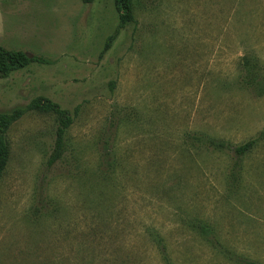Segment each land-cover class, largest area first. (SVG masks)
Returning a JSON list of instances; mask_svg holds the SVG:
<instances>
[{
    "label": "rangeland",
    "instance_id": "374dc122",
    "mask_svg": "<svg viewBox=\"0 0 264 264\" xmlns=\"http://www.w3.org/2000/svg\"><path fill=\"white\" fill-rule=\"evenodd\" d=\"M118 15L114 0H0V44L35 59L0 78V112L21 113L0 264H264V95L239 80L244 56L264 79V0ZM36 97L72 119L53 165L58 122Z\"/></svg>",
    "mask_w": 264,
    "mask_h": 264
},
{
    "label": "trees",
    "instance_id": "16d2710c",
    "mask_svg": "<svg viewBox=\"0 0 264 264\" xmlns=\"http://www.w3.org/2000/svg\"><path fill=\"white\" fill-rule=\"evenodd\" d=\"M83 3H92L94 0H81ZM114 5H116L119 11L118 20L119 26L124 25L126 22L132 20V0H114ZM111 37L107 42V47L110 45ZM240 69L241 74H239V80L251 90L257 96L264 95V79L261 78L254 68V62L249 59L248 56L241 58ZM35 59L29 58L25 52L21 50H10L5 46L0 44V78L9 76L11 73L18 71L20 69L26 68ZM29 110L45 112L47 114H52L58 122L57 133L55 134L54 150L51 154L49 160V165H53L63 155L64 150V137L67 134V130L72 123V119L68 112L61 110L56 104L47 100L44 97H36L33 99L27 107ZM21 113L16 110L12 113L7 114L6 112H0V178L2 173L5 172L9 165L10 157V146L6 138L9 129L12 124L17 121ZM259 136H264V130ZM256 137L245 140L239 144H236L232 148L235 155H241L245 152L247 153L254 146L256 142ZM210 146H215L216 148H221L222 143H210ZM245 264H256L253 262H245Z\"/></svg>",
    "mask_w": 264,
    "mask_h": 264
}]
</instances>
